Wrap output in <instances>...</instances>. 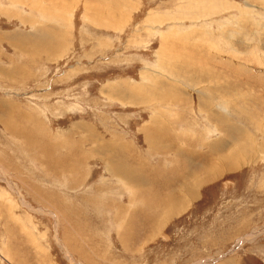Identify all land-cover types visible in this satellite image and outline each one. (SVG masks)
<instances>
[{"label":"rangeland","instance_id":"obj_1","mask_svg":"<svg viewBox=\"0 0 264 264\" xmlns=\"http://www.w3.org/2000/svg\"><path fill=\"white\" fill-rule=\"evenodd\" d=\"M203 95L263 140L264 0H0V264H264V154L172 161Z\"/></svg>","mask_w":264,"mask_h":264},{"label":"bare ground","instance_id":"obj_2","mask_svg":"<svg viewBox=\"0 0 264 264\" xmlns=\"http://www.w3.org/2000/svg\"><path fill=\"white\" fill-rule=\"evenodd\" d=\"M34 48H36V47H34ZM173 49H177V48L175 47ZM174 66H175V64H174ZM173 67H172V64L168 65V68H173ZM169 72H171L172 74L176 73L174 70H170ZM187 74H188V72H187ZM200 99H201L200 103H199L200 108L204 111V113H207L210 120L213 121L212 123H216L215 121H217L218 123L220 122L219 126L221 128H219V131L222 133V135H224V137H221L217 141L209 142V144H206L205 146H201L200 148H197V149H193V148L188 149V147H186V149L184 150L183 146H179V147L174 148L175 150H173V151H175V153H174L175 156L173 157L174 160H172V161H174L175 163H177V161L178 162L182 161V163L184 164V168L182 167L183 165H180V166L178 165L182 169L181 173H180V177L184 179L182 182L183 183H190L192 185L190 192L188 193L190 199L193 197L195 198V196H194L196 193L195 190L199 184L208 183V181L214 180L215 178L220 176L222 173H225V172L230 171V170L234 171L235 169L240 168L243 165L249 164L253 161H257L258 157H256L255 154L253 157L251 154L253 151H255L256 147H257V149H259L260 154H264V137H263L262 141H258L259 136L258 137L256 136L258 138V140L256 139V137L254 135H253L254 138H252L249 135V134L252 135V133H249L248 131H246V128L234 126V124H231L230 121L225 120L224 116L226 117V115H224V114L221 115L220 113H222V112H217V111L213 110V107L211 105V102H213V101L211 100V98L209 96L203 95L202 98H200ZM182 102H184V101L181 99L179 102H176V103H177V105H179V107H182L183 106ZM161 127H162V130L164 132L165 127H166L164 125V123L161 124ZM178 127H177V129H178ZM259 130H260V128H259ZM144 131L147 132V129ZM258 131H257V133H258ZM261 131H262V129H261ZM157 133L156 134L153 133L154 136L150 137L151 139L149 141V144L152 147V149H154L157 153H158V151H161L164 149L167 150L168 148H169L168 151H172L171 147H175L174 144H172V143L170 144V143H168V141L163 140L164 136L160 131H157ZM246 134H248V137L246 139H244L245 141L243 140L244 142L241 143L240 137H244ZM183 140H184V138H183ZM185 140H186V142L183 141L184 142L183 144L188 146L187 143L189 141L186 139V137H185ZM196 142H198V141L196 140ZM180 147H182V149ZM189 147H190V145H189ZM198 147H199V145H198ZM182 191H186V190H183V188H181V192ZM183 193H184L183 195L185 196L186 192H183ZM183 195H181V198ZM165 201H166V199H165ZM170 202H172V200H170ZM173 203H174V200L171 204H173ZM174 209L175 208H173V210ZM170 213H172V212H170ZM159 214H160V211H159ZM164 214H166V213H164ZM176 214H177V212H176ZM168 216L171 217L170 215H168ZM165 218H166V215H165ZM161 219H163V218H161ZM160 223H161V221H160ZM159 227H160V225H159Z\"/></svg>","mask_w":264,"mask_h":264},{"label":"crops","instance_id":"obj_3","mask_svg":"<svg viewBox=\"0 0 264 264\" xmlns=\"http://www.w3.org/2000/svg\"><path fill=\"white\" fill-rule=\"evenodd\" d=\"M235 259H236V262H237V264H238V262H239V260H238V257L236 256V258H235Z\"/></svg>","mask_w":264,"mask_h":264}]
</instances>
